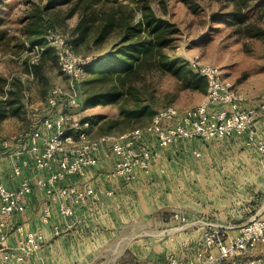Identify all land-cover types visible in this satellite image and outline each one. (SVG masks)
<instances>
[{
    "label": "rangeland",
    "instance_id": "obj_1",
    "mask_svg": "<svg viewBox=\"0 0 264 264\" xmlns=\"http://www.w3.org/2000/svg\"><path fill=\"white\" fill-rule=\"evenodd\" d=\"M143 4H149L158 16L174 24L178 30L171 47L165 49L167 54L179 58L190 69L192 60L215 64L221 68L223 77L245 94L248 105L264 100V36L249 37L246 33L236 31L233 21L229 20L233 10L232 0H112L98 5L96 12L102 8H114L119 10L118 17L128 19L133 15L134 18H140ZM72 6L73 2L50 8L49 0H0V100H4L10 90H18L22 106L17 115L0 120V132L3 135L14 137L29 133L37 121L50 112L47 104L50 92L54 88L68 89L70 80L61 72L56 53L48 52L51 46L44 41L41 44L33 42L45 40L48 22L56 30L72 38L73 28L81 15V11L70 15ZM245 20L248 25L264 29V0L249 1ZM99 34L100 30L94 29L88 39L74 48V51L86 58L102 57L118 46L123 36V27L117 26L103 40L98 39ZM37 64H41L38 69L35 68ZM90 78L92 75L85 73L81 84L86 95L104 85L101 82L89 84ZM148 82L150 87L145 90L146 94L155 89V99L152 102L155 112L167 105H173L182 111L194 108L206 95V92L199 89L185 87L181 80L170 74H156L149 77ZM121 104L117 101L108 102L84 106L78 110L82 111V116L91 120L92 136L99 137L106 135L100 132V124L105 120L118 118ZM152 117L134 124L133 128L117 127L110 135L146 126ZM223 155L233 159L237 153L229 151ZM213 160L219 158L215 157ZM224 168L223 165L219 167ZM190 173L210 175L212 170L211 167L204 170L197 168ZM231 178V182L227 184H212L207 181L201 184L187 183L192 194H185L186 203L180 206L186 209L185 219H190L191 222H210L213 219L224 222L233 219V224H239L240 221L236 218L242 216L246 223L255 216L264 205V191L261 192V189L264 190V182L255 189L256 184H249L248 187L237 173H231ZM193 187L200 194H193ZM253 187L258 190V194L254 193ZM246 204L251 205L248 213L245 210L248 207H245ZM241 210L242 214L239 213ZM171 214L165 211L157 215L158 225L152 233H161L162 224L169 221ZM187 226L184 224L181 228ZM254 251L256 249L247 252V256L252 257ZM260 253L255 257L264 256Z\"/></svg>",
    "mask_w": 264,
    "mask_h": 264
},
{
    "label": "built area",
    "instance_id": "obj_2",
    "mask_svg": "<svg viewBox=\"0 0 264 264\" xmlns=\"http://www.w3.org/2000/svg\"><path fill=\"white\" fill-rule=\"evenodd\" d=\"M45 38L54 47L59 68L70 84L67 90L54 88L50 92L47 98L50 112L43 115L29 133L8 137L0 132V159H9L13 175L22 177L15 189L0 180V251L8 249L5 243L12 230L11 219L23 210L34 187L47 197L41 214L44 223L52 217V203L59 204L63 218H70L77 206L98 198L99 193L91 182L58 184L69 176L84 178L88 168L99 164L98 152L103 146H108L115 158L111 174L130 182L139 174H149L159 157L150 139L159 147H169L182 140L241 137L246 146L255 149L264 159V100L248 105L245 94L223 77L219 66L200 60L190 62V67L207 81L205 98L198 106L182 111L167 105L156 111L146 126L117 135L92 136V122L82 116L78 101L85 66L93 59L77 54L70 36L54 28L46 30ZM195 155L200 156V152L195 151ZM31 163L37 173L23 176ZM43 172L45 175H40ZM207 226L195 256L173 257L169 264H264V258L247 256L250 250L264 246V210L240 225L234 236L224 224ZM16 230L20 238L11 250L16 263L23 264L41 249L45 238L40 230L25 231L21 226ZM60 233V228L55 226L54 234ZM10 259L11 252L5 253L4 263Z\"/></svg>",
    "mask_w": 264,
    "mask_h": 264
},
{
    "label": "crops",
    "instance_id": "obj_3",
    "mask_svg": "<svg viewBox=\"0 0 264 264\" xmlns=\"http://www.w3.org/2000/svg\"><path fill=\"white\" fill-rule=\"evenodd\" d=\"M150 142L159 151V157L149 174H139L134 181L111 174L115 158L108 146L100 148L99 164L88 168L84 178L69 176L62 180L59 186L91 182L99 193L98 198L87 205L77 206L70 218H63L59 204L52 203V217L44 223L41 214L47 197L34 187L23 210L11 219L12 230L5 243L8 249L0 251V264H17L11 249L20 238V232L16 230L19 226L25 231L40 230L45 238L41 249L26 258L23 264H169L173 257L190 259L195 256L207 224H224L231 236L236 235L239 226L245 222L242 216L236 218L239 224H233V219L224 222L201 220L197 223L185 219L186 209L180 206L186 203L185 194H192L186 184H201L203 181L227 184L232 180L231 173H237L244 184L248 187L256 184L257 189L264 182L261 154L246 146L241 137L212 141L182 140L169 147H159L154 139ZM195 151L200 152V156H196ZM229 151L236 152L237 157L229 159L223 155ZM215 157L219 160H213ZM222 165L225 168L219 169ZM210 167V175L190 173L197 168L204 170ZM36 173L31 163L23 176ZM21 179L13 175L9 159H0V180L8 188L18 187ZM196 189L193 187V194H200ZM255 189L253 187L254 193L258 194ZM250 206L245 208L247 213ZM262 210L264 205L258 212ZM165 211L172 213L171 218L162 224L161 233H152L158 225L157 215ZM184 224L188 226L181 228ZM55 226L61 230L59 235L54 234ZM7 252H11V259L4 263L3 256ZM260 252L264 254L263 245L251 255L255 257Z\"/></svg>",
    "mask_w": 264,
    "mask_h": 264
},
{
    "label": "trees",
    "instance_id": "obj_4",
    "mask_svg": "<svg viewBox=\"0 0 264 264\" xmlns=\"http://www.w3.org/2000/svg\"><path fill=\"white\" fill-rule=\"evenodd\" d=\"M110 1L112 0H49L50 8L61 3L73 2L70 15L81 11L70 40L73 50L83 44L94 29L100 30L98 39L103 40L117 26L123 27V36L118 46L102 57L96 56L85 66V73L92 75L88 83L101 82L104 85H101L99 90L86 95L81 85L84 78L80 84L79 107L116 101L122 103L118 118L105 120L100 124L99 130L102 134H110L117 127L133 128L134 124L156 113L152 107L155 89L148 95L145 91L150 87L148 79L151 76L170 74L181 80L185 87L207 91V81L204 77L190 69L179 58L171 57L165 52L166 48L171 47L178 31L174 24L158 16L149 4H143L140 18H134L133 15L128 19L124 16L118 17L119 10L114 8H102L96 12L98 5ZM232 1L233 10L229 20L233 21L236 31L246 33L249 37H263V28L248 25L245 20V10L249 7L250 0ZM48 28L55 29L49 22L45 33ZM44 39L35 40L33 44L47 42L46 38ZM50 48L48 52L56 53L54 47ZM40 65H35V68H40ZM20 103L19 91L10 90L9 95L4 100H0V120L17 115L22 107Z\"/></svg>",
    "mask_w": 264,
    "mask_h": 264
}]
</instances>
